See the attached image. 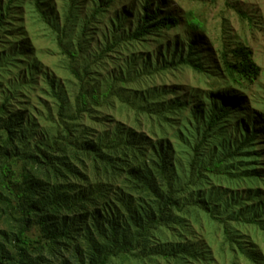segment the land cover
<instances>
[{
  "label": "trees",
  "instance_id": "16d2710c",
  "mask_svg": "<svg viewBox=\"0 0 264 264\" xmlns=\"http://www.w3.org/2000/svg\"><path fill=\"white\" fill-rule=\"evenodd\" d=\"M54 1L0 0V264H197L200 253L187 237L195 226L224 224L229 247L239 241L226 222L264 231V201L251 203L262 194L248 191L243 201L239 191L264 184L260 153L252 151L259 141L254 128L245 130L228 87L259 78L251 49L218 47L217 78L227 86L211 92L209 108L199 97L188 103V120L171 121L166 115L185 105L169 103L166 115L145 109L124 92L146 71L123 73L108 60L127 44L176 28L179 17L152 12L147 1L133 31L121 33L116 19L93 50L116 0H92L91 13L86 0ZM31 21L54 37L57 73L42 65ZM188 24L204 27L196 17ZM177 64L205 72L194 44ZM114 111L135 113L134 127L115 120ZM141 117L154 121L150 134L137 129ZM167 233L173 240H162Z\"/></svg>",
  "mask_w": 264,
  "mask_h": 264
},
{
  "label": "rangeland",
  "instance_id": "374dc122",
  "mask_svg": "<svg viewBox=\"0 0 264 264\" xmlns=\"http://www.w3.org/2000/svg\"><path fill=\"white\" fill-rule=\"evenodd\" d=\"M147 1H149L150 11L160 8L162 15H176L180 19V25L170 31H163L158 38L152 37L146 42L131 46L127 44L110 56L108 60L110 67H122L123 73L130 70L136 75L141 70L146 71L143 79H137L126 87L124 96L136 99V103L144 105L145 109H152L156 115H161L162 112L166 115L164 110L170 106L169 103L178 100L179 105H185L184 110L181 114L174 110L173 116L171 114L166 116L171 121L182 116L188 120L189 109L192 107L188 103L199 102L200 97L201 103L209 108L212 104L208 100L211 92L215 88L222 89L227 86L225 82L217 78L215 50L222 44L231 47L238 45L248 47L261 68L260 76L252 85L245 86L246 88L230 84L228 87L235 91L237 112L240 113L241 121L245 124V130L253 128L256 130L259 142L252 151L257 150L260 153L255 162L260 164L258 169L264 176V0H116L107 9L98 26L91 43L92 49L100 48L104 33L112 29L110 22L114 23L116 19L123 25L121 33L133 31L144 13ZM54 2L61 5L62 0ZM92 2V0L83 2L85 12H92V4H94ZM243 13L247 15L246 18L241 16ZM192 17H196L204 27L198 30L190 28L188 20ZM30 26L29 38L35 45L42 65L57 73L60 57L53 42L54 37L44 25L38 22H32ZM191 44L195 45L196 54L200 57L205 70L204 73L177 64L180 59L188 55ZM151 54L154 56L150 58ZM162 59L166 61L167 67H164ZM134 114L130 112L127 118L114 111L111 115L115 120L126 122L128 126L134 127L132 120L135 118ZM143 117L141 119L144 124L142 128L137 129L150 134L154 121L146 123ZM185 123L183 120V125ZM228 131L236 138L240 134L232 126H229ZM184 151L183 147L178 150L181 154ZM185 159L181 157V160ZM245 184L246 182H243V185ZM239 191L242 192L240 200L250 198L248 191H258L262 194L261 197L258 200L254 198L251 203L264 201L263 183L246 185ZM226 227L236 235L235 240L239 241V246L229 247V243L225 240V226L222 223L204 222L201 228L194 227V236L187 237L189 248L195 254L200 253L197 264H207L205 260L207 257L213 260L209 264H264V231L262 229L239 221L226 222ZM162 237L163 241L173 240L170 233ZM159 262L165 264L164 260L160 259Z\"/></svg>",
  "mask_w": 264,
  "mask_h": 264
}]
</instances>
